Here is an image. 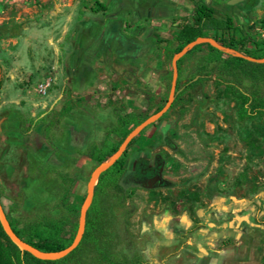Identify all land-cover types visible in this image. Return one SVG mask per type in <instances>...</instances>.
Wrapping results in <instances>:
<instances>
[{"label":"rangeland","instance_id":"rangeland-1","mask_svg":"<svg viewBox=\"0 0 264 264\" xmlns=\"http://www.w3.org/2000/svg\"><path fill=\"white\" fill-rule=\"evenodd\" d=\"M199 1L0 0V200L11 222L67 217L76 236L80 216L62 201L85 202L92 151L121 140L119 115L144 120L166 105L179 26ZM202 1L233 18L240 52L264 58V0ZM200 43L181 57L176 103L133 138L109 189L116 250L132 264H264V83L251 84L234 52ZM225 79L256 92L255 110ZM141 164L156 184L137 177ZM14 253L0 239V264Z\"/></svg>","mask_w":264,"mask_h":264},{"label":"trees","instance_id":"trees-1","mask_svg":"<svg viewBox=\"0 0 264 264\" xmlns=\"http://www.w3.org/2000/svg\"><path fill=\"white\" fill-rule=\"evenodd\" d=\"M249 1V0H247ZM102 10H106V5L103 2H97ZM253 1L249 3V7L253 5ZM87 8V6H85ZM234 20L232 17L226 19L218 18L214 15V9L200 0L195 7L193 21L184 20L180 23V31L177 35V47L175 52L181 51L187 44L196 40L199 37H211L210 31L214 30L219 35L214 38L218 43L231 49L241 51V42L237 40L230 32L234 29ZM226 34H229L226 36ZM203 43L196 44L191 52L201 49ZM211 51L215 54H222V51L216 48L211 43H206ZM246 55H252L248 51H243ZM253 56V55H252ZM183 58L177 62L180 70V63ZM234 60L241 66L244 76L251 80V84L255 87L258 84L264 83V62H253L247 58L235 56ZM247 65V66H246ZM202 76L198 78H190L184 83V88L194 87L202 81ZM229 88L236 95L243 98L248 108L255 110L258 105V96L251 88L245 87L242 80H226ZM180 81L178 80V86ZM184 89V90H185ZM180 93L176 95L173 105L176 103ZM145 120V119H144ZM143 120L134 115L127 113L118 116V122L115 127V132L121 135V140L117 142L106 141L102 147H94L92 157L97 161L98 165L106 161L109 157L115 154L121 145L122 141ZM134 142V139L129 143L128 147ZM127 147V148H128ZM142 161V160H141ZM128 163L127 149L123 155L106 171H104L98 180L94 189V197L92 204L87 212L86 227L82 240L79 245L67 256L56 260L39 259L28 251L22 252L16 244L12 242L9 236L4 231L0 223V239L6 238L11 247L15 250L14 258L10 257V264H132L133 261L128 256H122L116 250L119 234L115 228V217L117 207L108 204L109 189L117 188L122 176L125 173ZM150 167L141 164L137 170V177L148 179L151 175ZM71 213L80 216V211L83 205V199L80 204L72 203L66 200L62 201ZM8 217V216H7ZM9 219V218H8ZM10 221V220H9ZM10 224L15 233L41 251L51 252L62 250L72 244L75 235L67 237L65 235L66 226L68 224L67 217H43L40 220L18 227L13 222ZM78 223H75L74 228L77 229Z\"/></svg>","mask_w":264,"mask_h":264},{"label":"water","instance_id":"water-1","mask_svg":"<svg viewBox=\"0 0 264 264\" xmlns=\"http://www.w3.org/2000/svg\"><path fill=\"white\" fill-rule=\"evenodd\" d=\"M245 1L246 0H230L229 3L230 4H238L241 2H245ZM201 41L209 42L212 45H214L220 49L232 51L236 55H238L240 57L247 58L251 61L264 62V58L259 59V58H256V57H253L250 55H246L240 51L231 49L229 47H225L222 44H219L218 42H216L211 37H199L196 40L187 44L173 58V62H172L173 63V80H172V85H171V89H170V93H169V97H168V101H167L166 105L161 110L150 115L148 118L143 120L140 124H138L134 129H132L129 132V134L125 137V139L122 141L121 145L119 146V148L115 152V154L112 155L111 157H109L103 163L99 164L94 169V171L92 172L91 177H90L89 182H88V186H87V197H86L85 202L83 203L81 211H80L78 230H77L76 236H75L71 245H69L68 247H66L62 250H59V251L45 252V251L39 250L38 248L34 247L30 243L26 242L25 240L20 238L15 233V231L13 230V228L10 224V221L6 215L5 209L2 205V202L0 200V223H1L4 231L6 232V234L12 240V242L14 244H16L17 247L22 252L28 251L32 255H34L35 257H37L39 259L56 260V259H60V258L67 256L69 253H71L79 245L80 241L83 238L84 232H85L87 212H88V209L90 208V206L92 204L93 197H94V189H95L96 184L98 183L100 175L104 171L109 169L123 155V153L127 149V146L129 145V143L132 141V139L137 134H139L148 125L159 120L164 115V113L172 106V104L176 98V95L179 93V90H177V81H178V77H179V69H178L177 62L184 54H186L189 50H191L196 44L200 43ZM159 179H160L159 177H156L154 179V181H158ZM152 185H153V180H150L148 186H152Z\"/></svg>","mask_w":264,"mask_h":264},{"label":"flooded vegetation","instance_id":"flooded-vegetation-1","mask_svg":"<svg viewBox=\"0 0 264 264\" xmlns=\"http://www.w3.org/2000/svg\"><path fill=\"white\" fill-rule=\"evenodd\" d=\"M152 173H153V171H152ZM159 173H154V174H152L151 176H149L148 177V179H147V183H149V180H153V183H157L156 181H154V177L156 176V175H158Z\"/></svg>","mask_w":264,"mask_h":264}]
</instances>
